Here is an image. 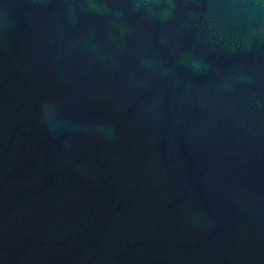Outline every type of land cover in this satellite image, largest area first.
<instances>
[{"label": "water", "instance_id": "water-1", "mask_svg": "<svg viewBox=\"0 0 264 264\" xmlns=\"http://www.w3.org/2000/svg\"><path fill=\"white\" fill-rule=\"evenodd\" d=\"M0 264H264V0H0Z\"/></svg>", "mask_w": 264, "mask_h": 264}]
</instances>
